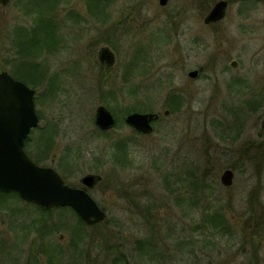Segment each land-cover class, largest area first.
<instances>
[{
  "label": "rangeland",
  "instance_id": "1",
  "mask_svg": "<svg viewBox=\"0 0 264 264\" xmlns=\"http://www.w3.org/2000/svg\"><path fill=\"white\" fill-rule=\"evenodd\" d=\"M218 1L0 6V72L28 75L16 61L18 28L36 40L30 52L46 70L39 88L28 86L39 124L25 141L27 156L71 188H83L85 175L100 176L87 192L106 213L97 227L82 229L76 246L72 209L43 211L0 194V264H264V223L259 237L245 229L250 215L264 221V1L224 0L225 18L202 24ZM39 14L56 29L42 52L43 28L33 33ZM103 47L115 56L111 67L98 62ZM172 94L182 104L170 113ZM99 106L116 122L105 135L94 124ZM135 112L159 115L152 134L126 125ZM118 145L122 164L113 160ZM225 170L233 172L229 188L220 184ZM220 205L231 220L227 236L203 223L207 207ZM138 242L152 245L141 252Z\"/></svg>",
  "mask_w": 264,
  "mask_h": 264
},
{
  "label": "water",
  "instance_id": "2",
  "mask_svg": "<svg viewBox=\"0 0 264 264\" xmlns=\"http://www.w3.org/2000/svg\"><path fill=\"white\" fill-rule=\"evenodd\" d=\"M9 1L0 0V6H7ZM167 2L158 0L161 7L166 6ZM227 8V1L216 2L204 17V25L222 21ZM97 59L105 67L115 63V56L107 47L100 49ZM230 67L236 69L237 63L230 62ZM197 76L198 71L188 73L191 79ZM34 94V90L13 79L7 72H0V192L15 193L23 201L44 210L69 207L87 226L102 223L106 213L87 192L101 181L100 176L85 175L79 180L83 188H71L55 170L38 166L26 155L24 142L30 131L39 124ZM163 115L168 116L169 112L165 110ZM158 119L156 113L135 112L126 116L125 123L137 134L150 135ZM94 124L100 131L109 132L115 127V118L106 107L99 106L94 113ZM232 182L233 172L225 170L220 177V184L229 188Z\"/></svg>",
  "mask_w": 264,
  "mask_h": 264
},
{
  "label": "trees",
  "instance_id": "3",
  "mask_svg": "<svg viewBox=\"0 0 264 264\" xmlns=\"http://www.w3.org/2000/svg\"><path fill=\"white\" fill-rule=\"evenodd\" d=\"M48 2L50 0H47ZM54 0H51L50 6L52 4ZM91 3L93 4H99L100 1L99 0H90ZM92 4V5H93ZM54 5V4H53ZM50 6H48L46 9L43 10H37L40 13H44L45 11L48 10V8H50ZM39 16L38 18V22H36V28L34 29L33 33L38 34L40 32V30L43 28V33H44V38H43V42L42 44H40L41 46V52L43 51V48H48L49 46H51V40L53 38V32L55 29V26H52V22L49 18H43ZM52 26L51 29L48 27ZM51 31V33H49ZM14 37H15V46H16V57L17 60L19 61V67L22 68V70H27L28 75L26 78H19L16 80H19L21 82H23L24 84H26L27 86H32L33 89L39 88V86H41L42 82L45 80V75H46V70L42 67V65L38 64L36 61L38 59L35 57L36 55L32 52H30V49L32 46H35V42L36 40L31 39L25 31H23L22 28H18L15 32H14ZM51 38V39H50ZM53 44V43H52ZM35 55V56H34ZM36 58V59H35ZM16 66V65H15ZM17 67V66H16ZM37 74V76H36ZM170 113L176 112L180 109V106L182 104V99L177 96L176 94H172V96L170 97ZM135 111V110H133ZM134 132V131H133ZM102 135H105L107 132H101ZM135 134H137L136 132H134ZM139 135V134H137ZM44 140V144L43 147L41 149L42 150V154H47L50 152L51 150V146L53 144V140H54V135L51 134L50 137L47 138H43ZM119 147V151L113 154V160H116L117 162L119 161L121 164L123 163V160L125 158V150L123 148H120V145H118ZM42 160L39 159V161ZM36 163L38 164V161H36ZM2 195H8V194H3L0 193ZM10 195H15V194H10ZM17 196V195H15ZM18 198V196H17ZM221 203V202H220ZM208 209H206V213L203 215V223L204 225L207 227H211L213 229H215V231L218 232H222V235L227 236V234H229V229L231 228V220L229 218L226 217L225 213H226V208H224V205H220V208H216L215 207H207ZM213 210H209L212 209ZM62 209V208H60ZM76 215V214H75ZM77 216V215H76ZM77 218V224L75 226V231L74 234L72 236V240L75 241L76 246L78 244H80L82 242L83 238V234H82V229H84L85 227H87L78 217ZM244 222V221H243ZM245 229H248L249 226L250 228L249 233L251 234V236H258L259 234L258 232H260L259 229L263 228V219L261 218V220H254L252 218V216L250 215L246 220H245ZM99 225V224H98ZM98 225H95L94 227H97ZM93 227V226H92ZM261 227V228H260ZM264 230V228H263ZM141 243V242H138ZM152 244H150L149 242H145V245L143 243L140 244V250L141 252L143 251V249H146L147 247L151 246ZM147 252V250H145ZM76 257L80 256L81 254H78V251L76 250L75 252ZM79 258V257H78Z\"/></svg>",
  "mask_w": 264,
  "mask_h": 264
},
{
  "label": "flooded vegetation",
  "instance_id": "4",
  "mask_svg": "<svg viewBox=\"0 0 264 264\" xmlns=\"http://www.w3.org/2000/svg\"><path fill=\"white\" fill-rule=\"evenodd\" d=\"M261 2H263V1H261ZM203 20H204V17L202 18V24H204L203 23ZM217 24H219V23H217ZM211 25H216V23L215 24H211ZM14 35V34H13ZM196 71V70H195ZM19 81V80H18ZM21 82V81H20ZM23 83V82H22Z\"/></svg>",
  "mask_w": 264,
  "mask_h": 264
}]
</instances>
